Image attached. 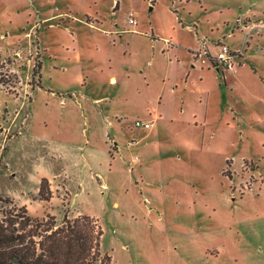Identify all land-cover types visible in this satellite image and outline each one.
Returning <instances> with one entry per match:
<instances>
[{"label":"rangeland","instance_id":"obj_1","mask_svg":"<svg viewBox=\"0 0 264 264\" xmlns=\"http://www.w3.org/2000/svg\"><path fill=\"white\" fill-rule=\"evenodd\" d=\"M0 197L111 264H264V0H0Z\"/></svg>","mask_w":264,"mask_h":264},{"label":"trees","instance_id":"obj_2","mask_svg":"<svg viewBox=\"0 0 264 264\" xmlns=\"http://www.w3.org/2000/svg\"><path fill=\"white\" fill-rule=\"evenodd\" d=\"M39 195L50 197L46 178ZM101 236L100 225L89 215H64L60 222L52 215L37 219L0 197V264H111L101 251Z\"/></svg>","mask_w":264,"mask_h":264},{"label":"built area","instance_id":"obj_3","mask_svg":"<svg viewBox=\"0 0 264 264\" xmlns=\"http://www.w3.org/2000/svg\"><path fill=\"white\" fill-rule=\"evenodd\" d=\"M127 20L132 25L136 24L132 13H129ZM215 45L217 46V52L214 55L210 54L206 48L198 49L193 51L194 59H197L201 65L208 64L219 72L233 70L239 64L236 58L240 57L241 50L231 49L229 45L222 41H217ZM134 124L144 129H149L152 126L151 121L135 120Z\"/></svg>","mask_w":264,"mask_h":264},{"label":"crops","instance_id":"obj_4","mask_svg":"<svg viewBox=\"0 0 264 264\" xmlns=\"http://www.w3.org/2000/svg\"><path fill=\"white\" fill-rule=\"evenodd\" d=\"M116 5H118V1L116 2ZM131 13V12H130ZM133 15V14H132ZM128 19V18H127ZM136 21V20H135ZM127 22H128V20H127ZM260 24V20L258 21V22H254V21H252L250 18H246L244 21H243V26H241V27H235L236 29H238L241 33H243V31L245 30V29H247L248 27H250V25H257V24ZM128 24L129 25H132V24H130L129 22H128ZM137 24V23H136ZM136 24H134V25H136ZM134 25H132V26H134ZM27 34V33H26ZM232 35V32L231 33H229V34H227V36L229 37V36H231ZM2 36V35H1ZM217 41H222V42H224V40H223V38H218V39H216L214 42H213V44L212 45H203V46H198L197 48H195V49H193V50H188L187 49V53L193 58V51H195V50H198V49H204V48H206V49H208V51L210 52V54H212V53H214V51L215 52H217V46L215 45L216 44V42ZM227 44V43H226ZM228 45V44H227ZM230 47V46H229ZM241 65V63H239V65H237V66H240ZM203 66H206L207 68L208 67H211V66H209L208 64H205V65H203ZM212 68V67H211ZM209 69V68H208ZM202 70V69H201ZM228 71H230V72H235L236 71V67L233 69V70H228ZM219 72V71H218ZM219 74H223V72H219ZM113 78L112 77H110V80H112ZM152 122V121H151ZM152 125H153V122H152ZM152 127V126H151ZM150 127V128H151ZM149 128V129H150Z\"/></svg>","mask_w":264,"mask_h":264}]
</instances>
